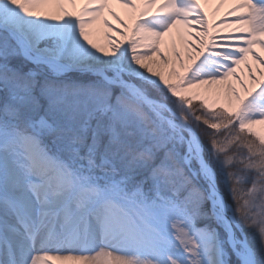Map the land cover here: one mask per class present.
<instances>
[{
  "label": "snow or ice",
  "instance_id": "1",
  "mask_svg": "<svg viewBox=\"0 0 264 264\" xmlns=\"http://www.w3.org/2000/svg\"><path fill=\"white\" fill-rule=\"evenodd\" d=\"M116 2L0 0V264H264V0Z\"/></svg>",
  "mask_w": 264,
  "mask_h": 264
},
{
  "label": "bare ground",
  "instance_id": "2",
  "mask_svg": "<svg viewBox=\"0 0 264 264\" xmlns=\"http://www.w3.org/2000/svg\"><path fill=\"white\" fill-rule=\"evenodd\" d=\"M85 2V0H76V8L77 10L80 8V6ZM163 2V0H161ZM200 4L202 5L204 12L207 14L208 23L210 25H219V27L213 31L214 36H227L232 34L230 32V24L231 21L234 19V17L229 16L228 13L230 9L233 7V5L237 2V0H199ZM109 7L111 11L115 12L120 18L130 23V17L133 15L130 9H127L123 7L120 3H117L116 0H109ZM69 11H73L72 8L68 9ZM107 19L109 24L112 26L113 31H109L108 28H106L103 24V20ZM119 29L120 31H123V28L118 22L108 14V10H105L104 16L97 20L94 24L91 25V27L88 29L91 33L90 39L97 43L101 47H106L109 37L112 39L119 40L121 39L120 36H115L113 33L115 30ZM185 30L182 28V26H177L176 28H173L171 32H169L167 35L163 37V43L161 44V51L164 53L166 57L169 58V60L172 63H176L174 51L175 48L176 51H179L181 55L184 57L185 62L187 63V46L184 43L182 39V33ZM196 31H199V28L196 29ZM186 39V37H185ZM107 43H105V41ZM104 41V44H103ZM256 52H260V49H254ZM262 56H264V53H260ZM153 61L155 62L153 64L154 68L157 70L163 71L165 73L168 72V68H166L162 62L160 61L159 57H153ZM149 63H152L151 61ZM247 63L251 65L253 75L257 78L259 77V72L264 71V69H261L255 61L252 60L251 56L248 57ZM176 67L179 68L178 63H176ZM236 73L238 76H240L245 84L249 88H253L254 85L252 83L251 78L248 76V68L245 66L244 63L239 65L236 68ZM227 83H232L237 89L240 91L241 95H243V89L239 88V85L236 84V81L234 78H229V81L222 82L220 84H214L211 85V88L213 90L220 89L223 90ZM208 85H202L201 91L203 89L208 88ZM210 99H215V96L213 94H209ZM221 102H223V97H221ZM52 264H59L57 261H53ZM68 264H71V262H68Z\"/></svg>",
  "mask_w": 264,
  "mask_h": 264
},
{
  "label": "rangeland",
  "instance_id": "3",
  "mask_svg": "<svg viewBox=\"0 0 264 264\" xmlns=\"http://www.w3.org/2000/svg\"><path fill=\"white\" fill-rule=\"evenodd\" d=\"M77 4V3H76ZM91 36V35H90ZM105 41V43H107V41L106 40H104ZM104 41H103V44H104ZM108 44V43H107Z\"/></svg>",
  "mask_w": 264,
  "mask_h": 264
}]
</instances>
